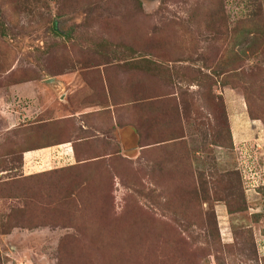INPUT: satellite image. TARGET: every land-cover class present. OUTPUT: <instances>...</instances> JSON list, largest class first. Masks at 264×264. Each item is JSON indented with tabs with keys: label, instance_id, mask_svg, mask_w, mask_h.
<instances>
[{
	"label": "rangeland",
	"instance_id": "rangeland-1",
	"mask_svg": "<svg viewBox=\"0 0 264 264\" xmlns=\"http://www.w3.org/2000/svg\"><path fill=\"white\" fill-rule=\"evenodd\" d=\"M0 264H264V0H0Z\"/></svg>",
	"mask_w": 264,
	"mask_h": 264
},
{
	"label": "crops",
	"instance_id": "crops-1",
	"mask_svg": "<svg viewBox=\"0 0 264 264\" xmlns=\"http://www.w3.org/2000/svg\"><path fill=\"white\" fill-rule=\"evenodd\" d=\"M67 142H56L55 144H52V145H50V146H53V147H50V148H54V149H56V148H59V149H61V150H66V154L68 155V148L66 149V147H67V144H66ZM49 148V149H50ZM48 148H42L41 150H49ZM34 152V151H33ZM32 153V151H26V152H24V154H26L27 156H29L30 154ZM30 157V156H29Z\"/></svg>",
	"mask_w": 264,
	"mask_h": 264
},
{
	"label": "trees",
	"instance_id": "trees-1",
	"mask_svg": "<svg viewBox=\"0 0 264 264\" xmlns=\"http://www.w3.org/2000/svg\"><path fill=\"white\" fill-rule=\"evenodd\" d=\"M242 207H243V205H242ZM226 208H227V210H228V212L230 211V209H229V206L228 205H226Z\"/></svg>",
	"mask_w": 264,
	"mask_h": 264
}]
</instances>
